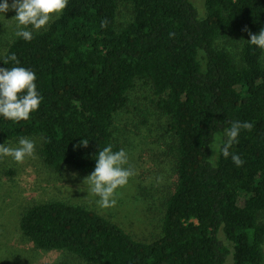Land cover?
<instances>
[{
  "label": "trees",
  "instance_id": "trees-1",
  "mask_svg": "<svg viewBox=\"0 0 264 264\" xmlns=\"http://www.w3.org/2000/svg\"><path fill=\"white\" fill-rule=\"evenodd\" d=\"M120 5L131 10L124 23ZM205 6L201 18L192 0H68L46 31L9 43L4 58L36 74L43 100L28 120L0 117V144L39 136L49 167L92 172L98 151L120 150L114 119L137 80L150 86L175 142L177 182L159 237L138 240L92 209L54 200L21 217L36 248L88 264H264V50L247 42L264 28V0ZM233 121L253 125L229 149L240 167L230 156L214 160Z\"/></svg>",
  "mask_w": 264,
  "mask_h": 264
},
{
  "label": "rangeland",
  "instance_id": "rangeland-1",
  "mask_svg": "<svg viewBox=\"0 0 264 264\" xmlns=\"http://www.w3.org/2000/svg\"><path fill=\"white\" fill-rule=\"evenodd\" d=\"M192 1L204 18L205 0ZM14 16L15 12L9 10L5 19L0 18V59H4L9 43L15 38V22L11 19ZM130 17L129 6L120 5L119 22L129 21ZM226 44L230 48L242 47L238 39H230ZM167 126L168 118L156 108L150 86L137 80L128 107L116 114L113 125L115 143L127 153L125 167L133 175L126 185L116 190L115 204L107 208L100 207L96 202L98 198L88 191L84 180L91 172L70 167L55 170L44 162L43 139L39 136L29 138L35 150L23 162L0 158V264H88L67 252L38 249L23 235L20 228L23 213L35 204L54 200L92 209L138 240L151 241L159 237L166 204L177 182L175 142ZM17 141L6 145L15 146ZM213 149L215 160L217 150L214 146ZM260 222L264 224V213ZM221 237L232 247L223 235Z\"/></svg>",
  "mask_w": 264,
  "mask_h": 264
},
{
  "label": "clouds",
  "instance_id": "clouds-1",
  "mask_svg": "<svg viewBox=\"0 0 264 264\" xmlns=\"http://www.w3.org/2000/svg\"><path fill=\"white\" fill-rule=\"evenodd\" d=\"M68 0H0V18L5 19L9 10L15 12L14 35L26 42L33 39V35L41 29L47 30L54 17L58 18L67 7ZM244 31H247L245 28ZM249 45L264 50V28L258 34L249 32ZM5 65L10 62L17 66L0 67V117L12 122L28 120L31 113L37 111L43 97L37 90L35 83L36 74L25 67L18 66L19 61L15 55H8L0 59ZM253 125L247 121H233L231 126L214 145L219 155L224 158L231 157V161L237 167L244 161L236 153H230L229 149L234 143H238L241 130H250ZM87 146V143H83ZM35 144L26 137H20L15 146L5 143L0 144V158L10 157L12 161L21 163L26 157L34 154ZM128 163L127 153L120 149L113 151L111 145L98 151L95 158L93 171L85 178L88 191L97 197L100 207H110L115 204L114 194L116 190L128 183L132 171L125 167Z\"/></svg>",
  "mask_w": 264,
  "mask_h": 264
}]
</instances>
